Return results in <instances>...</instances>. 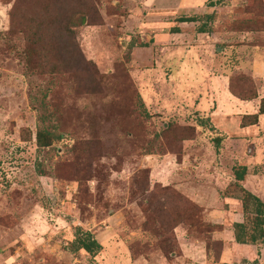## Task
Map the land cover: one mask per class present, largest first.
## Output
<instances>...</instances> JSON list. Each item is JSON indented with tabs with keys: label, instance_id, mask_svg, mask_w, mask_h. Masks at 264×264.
I'll list each match as a JSON object with an SVG mask.
<instances>
[{
	"label": "rangeland",
	"instance_id": "1",
	"mask_svg": "<svg viewBox=\"0 0 264 264\" xmlns=\"http://www.w3.org/2000/svg\"><path fill=\"white\" fill-rule=\"evenodd\" d=\"M60 1L89 7L73 20L82 75L53 71L49 40L27 56L33 0H0V264H264L233 226L236 168L264 200V115L242 125L264 98V0ZM38 17L27 32L49 28ZM242 76L257 98L231 91L249 95ZM80 230L101 252L76 250Z\"/></svg>",
	"mask_w": 264,
	"mask_h": 264
},
{
	"label": "trees",
	"instance_id": "2",
	"mask_svg": "<svg viewBox=\"0 0 264 264\" xmlns=\"http://www.w3.org/2000/svg\"><path fill=\"white\" fill-rule=\"evenodd\" d=\"M40 4L41 0H33V3L31 4L33 5V7L30 8V12H28L22 20V26L25 28L23 32L28 36L27 39L29 42L27 56L33 54V47H35L36 45H40L41 42H47L49 40L48 48L41 49V47H39L38 51L40 52H38V54L41 52L43 53V51H48L55 55L56 59L51 65L54 72L58 71L60 66L66 67L68 65H71L72 67L73 63H75L73 65L74 67L70 68L69 66L68 71L70 70L81 75L84 72L86 73L87 71H89L88 62L86 61L77 41V34L73 22L74 17L78 14L83 15V18L87 17L86 8L89 7H85L86 5L83 3L74 5L71 2H61L60 0H49L45 5ZM14 7L20 8L21 6L19 7L15 5ZM17 15L18 10L14 9L11 14L12 31L16 28ZM41 15V22L47 23L49 25V28L42 30V33L40 34L38 32L33 33L32 30L27 32V23H33L36 20L38 21V16ZM199 18L200 17L196 16H184L179 18V21L182 23H193L198 22ZM206 18L209 20H213L214 16L208 15L206 16ZM88 22L93 23L91 20L89 21L87 19L86 23ZM251 25L257 24L255 22ZM176 30L179 31L178 28H176ZM201 31H206V27L203 26V28H201ZM28 61H31V58L28 59ZM43 66L44 63L41 62L40 69H43ZM240 79L242 80L241 84H246L249 88H251V90L249 91V95L246 96L243 92L238 93L235 87V83H233V79L231 82V91H234V93L241 95L242 99L244 100H253L257 98V92L254 88L253 79L245 76H242ZM142 104L144 105V102ZM261 115H264V98L261 100L259 111L255 114L246 115L243 118L242 125L244 127L257 125L259 123ZM40 120L42 126H40L37 131V144L39 145V147H49L57 139V134L43 126L45 121L44 115L40 116ZM247 174L248 168L246 166H240L234 170L236 182L233 185L240 192V194H238L236 198L242 202L243 213L245 217V220L243 222H237L233 225L235 240L237 243L245 245L264 244V200L248 190L242 184V182L245 181ZM185 203L188 204V202ZM191 206L195 208L193 205ZM189 210H192L190 206H188V208L185 210V213H187ZM74 246L76 247V250L84 249L93 255H96L103 249L101 243L94 237L91 232H82L81 230L77 233ZM255 262L258 263L257 261Z\"/></svg>",
	"mask_w": 264,
	"mask_h": 264
},
{
	"label": "crops",
	"instance_id": "3",
	"mask_svg": "<svg viewBox=\"0 0 264 264\" xmlns=\"http://www.w3.org/2000/svg\"><path fill=\"white\" fill-rule=\"evenodd\" d=\"M248 21V20H247ZM238 222H241V221H238ZM215 234V233H214ZM215 239H219L217 237L214 236ZM234 239H235V236H234ZM236 242V240H235ZM237 243V242H236ZM238 244V243H237ZM255 246V245H253ZM257 246V245H256ZM185 247H186V250L189 251V254L193 255L194 257V260H195V256L197 258L201 257V255H203L204 253L208 254V248L201 242L197 241V242H194V243H186L185 244ZM188 254V255H189ZM186 256V255H184ZM190 256V255H189Z\"/></svg>",
	"mask_w": 264,
	"mask_h": 264
}]
</instances>
